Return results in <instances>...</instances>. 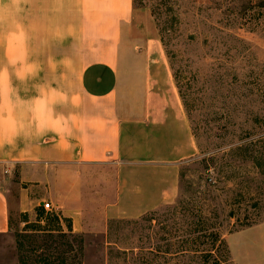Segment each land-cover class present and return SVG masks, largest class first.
<instances>
[{
	"label": "crops",
	"instance_id": "1",
	"mask_svg": "<svg viewBox=\"0 0 264 264\" xmlns=\"http://www.w3.org/2000/svg\"><path fill=\"white\" fill-rule=\"evenodd\" d=\"M139 1L0 0V235L42 203L105 235L176 198L197 149Z\"/></svg>",
	"mask_w": 264,
	"mask_h": 264
},
{
	"label": "rangeland",
	"instance_id": "2",
	"mask_svg": "<svg viewBox=\"0 0 264 264\" xmlns=\"http://www.w3.org/2000/svg\"><path fill=\"white\" fill-rule=\"evenodd\" d=\"M136 6V31L163 41L196 136V155L179 165L176 198L109 222L105 235L50 234L67 220L33 208L0 235V264H243L244 251L264 262V147L247 156L235 150L264 133V0ZM11 172L4 185L17 188V168Z\"/></svg>",
	"mask_w": 264,
	"mask_h": 264
},
{
	"label": "trees",
	"instance_id": "3",
	"mask_svg": "<svg viewBox=\"0 0 264 264\" xmlns=\"http://www.w3.org/2000/svg\"><path fill=\"white\" fill-rule=\"evenodd\" d=\"M160 42H161V44H162V46L164 48L163 41L160 40ZM165 52H166V50H165ZM166 56L168 58V64H169V67H170V70H171V73H172V77H173V80H174V83H175V86H176V89H177V92H178V96H179L180 101H181V104L183 106L185 115H186L187 119L190 121V115H189V112L187 111V109H188L187 103L184 100L183 93H182V91H181V89L179 87V84L177 82V77H176V75H175V73L173 71V67H172V64L170 62V58H169V55H168L167 52H166ZM191 131H192V135H193L194 139H196L195 138L196 136H195L194 130H192V128H191ZM247 138L248 139L250 138L249 137V134H248ZM195 142H196V140H195ZM257 147H264V133L260 134L259 136H257V138L255 140L250 141V142L246 143L245 145H239L235 150L237 152L243 154L244 156H247L248 153H251V152L253 154L256 153V150L255 149ZM252 159L256 160L255 157H252ZM263 159H264V152H263ZM33 232H35V231H33ZM38 232H40V231H38ZM48 233H50V234L58 233L59 235H64V233L61 230H58V231H48ZM211 236L214 237V242H217V241L220 242L221 241L220 236L218 234H212ZM62 237H64V236H62ZM209 248H213V247H209ZM211 251H212L211 249L208 250V251H206V254L209 255V256H212ZM61 261H64V260L61 259ZM19 264H22V260H21V262L19 261Z\"/></svg>",
	"mask_w": 264,
	"mask_h": 264
},
{
	"label": "built area",
	"instance_id": "4",
	"mask_svg": "<svg viewBox=\"0 0 264 264\" xmlns=\"http://www.w3.org/2000/svg\"><path fill=\"white\" fill-rule=\"evenodd\" d=\"M42 208L46 212H52L53 211V208L50 206L49 203H42Z\"/></svg>",
	"mask_w": 264,
	"mask_h": 264
}]
</instances>
